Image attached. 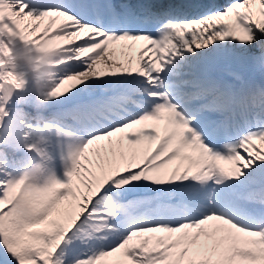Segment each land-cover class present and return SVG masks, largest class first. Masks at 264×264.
Returning <instances> with one entry per match:
<instances>
[{
    "label": "snow or ice",
    "instance_id": "1",
    "mask_svg": "<svg viewBox=\"0 0 264 264\" xmlns=\"http://www.w3.org/2000/svg\"><path fill=\"white\" fill-rule=\"evenodd\" d=\"M255 140L264 0H0V264H264Z\"/></svg>",
    "mask_w": 264,
    "mask_h": 264
}]
</instances>
